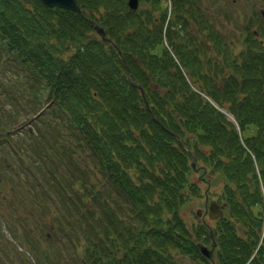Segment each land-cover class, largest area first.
Here are the masks:
<instances>
[{"label": "trees", "instance_id": "16d2710c", "mask_svg": "<svg viewBox=\"0 0 264 264\" xmlns=\"http://www.w3.org/2000/svg\"><path fill=\"white\" fill-rule=\"evenodd\" d=\"M29 1L0 0V53L32 74L34 102L44 94L51 101L41 122H57L90 162L81 177L60 179L49 153L63 157L68 145L39 131L47 151L39 169L51 175L48 187L40 183L62 215L59 236H42L45 248L25 243L34 264H264L263 17L256 30L244 25L235 53L200 0H140L149 6L141 10L129 0H76L81 14ZM192 156L202 175L222 182L227 212L214 228L191 230L181 217L200 196ZM24 181L41 195L35 180ZM211 233L216 248L206 260L197 244L211 246ZM0 252V264H31L15 249L10 257L3 242Z\"/></svg>", "mask_w": 264, "mask_h": 264}, {"label": "rangeland", "instance_id": "374dc122", "mask_svg": "<svg viewBox=\"0 0 264 264\" xmlns=\"http://www.w3.org/2000/svg\"><path fill=\"white\" fill-rule=\"evenodd\" d=\"M148 7L146 3H141L138 9H148ZM200 7L205 15L210 17L216 31L237 53L242 49L244 25L250 23L253 30L257 29L259 23L256 15L261 16L260 9L264 10V0H200ZM193 31L191 33L196 34L197 30ZM93 33L100 39L97 33L94 31ZM207 48L209 49L208 54L213 55L210 44H207ZM71 52L72 50L68 49L63 56L68 57ZM31 75L11 55H6L5 50L0 53V244L3 242L8 247L10 257L14 256L13 250L15 249L17 252H24L26 259L34 264L28 253L22 250L26 246L25 243L35 240L42 242L39 243L41 244L39 247L45 248V240L41 239L42 236L47 234L51 239L59 236L56 217L62 215L59 207L60 200L52 196V188L50 193L45 186L39 185L42 184L40 183L42 181L46 186L49 185L46 177L50 178L51 176L48 169H43V166L39 169L42 164L41 160L46 159L45 154L47 153V151L41 152L43 148L37 142L36 138L40 137L39 131H44L45 137L50 142L59 143L62 141L68 145L67 155L65 154L63 157L59 153H49L56 159L55 162L59 161L61 164V168L56 173L60 179L61 177H81L80 169L85 165H90V162H88L85 152L75 144L70 135L58 126L57 122L44 123L41 122L40 116L37 117L41 110L48 109L50 101L46 99L45 94L36 102L32 100L31 92L36 86L33 84ZM39 108H41L40 111H38ZM9 114L12 116L8 117ZM48 123L50 125H47ZM58 128L61 135L56 132V137L58 135L60 139L55 138L54 130L57 131ZM7 130H10V133L5 136L4 133ZM17 148H20L19 152L23 155L21 158H19L20 155H15ZM4 162H6V167H2ZM191 162L196 168H200L192 172L190 176L191 182L198 187L200 196L190 197L180 210L181 217L191 230L198 225L214 228L216 221L209 218L207 207L211 201L218 202V205L224 203L221 196L222 182L218 176L207 173V170L202 175L203 164L196 158L191 157ZM32 170H35L37 174H34ZM27 176L35 180L33 183L41 194L39 197L35 195L34 189H31L32 192L29 193L28 186L24 181ZM53 183L52 180L51 186ZM72 185L71 194L74 195L72 191L74 192V189L78 187L75 181L72 182ZM205 197L208 201L205 200ZM83 203L84 205L90 204L87 198ZM44 206L47 207V212L43 209ZM226 212L224 209L222 217L226 215ZM237 227L239 231L238 224ZM1 254L0 252V256ZM177 260L178 264H202L199 261L194 262L188 257H177Z\"/></svg>", "mask_w": 264, "mask_h": 264}, {"label": "water", "instance_id": "95a60500", "mask_svg": "<svg viewBox=\"0 0 264 264\" xmlns=\"http://www.w3.org/2000/svg\"><path fill=\"white\" fill-rule=\"evenodd\" d=\"M27 4L30 2L29 0H24ZM40 3L43 5H46L50 8H60L63 10H68L73 13H80V6L76 0H39ZM139 4V0H129L127 5L129 9L131 10H136ZM260 15H262L264 19V10H260ZM93 25L94 32L97 33V35L103 40L105 39L107 33L104 30V28L100 25H97L95 22H91ZM120 55V53H118ZM140 90V95H142V98L144 100L145 106H147V101L145 100V95L142 91V89L139 87ZM192 168H194V163L191 162ZM223 208L224 205L219 206L216 202L211 201L208 204L207 211H209V218L211 220H215L217 218L222 217L223 215ZM211 238H212V233H211ZM212 245L208 247L207 245H203L202 243H198L197 247L199 249L200 254L207 260H212L213 258V251L216 248V243H214V239L212 238Z\"/></svg>", "mask_w": 264, "mask_h": 264}]
</instances>
